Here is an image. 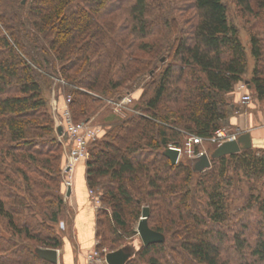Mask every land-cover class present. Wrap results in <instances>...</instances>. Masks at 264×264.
Segmentation results:
<instances>
[{"label":"trees","instance_id":"trees-1","mask_svg":"<svg viewBox=\"0 0 264 264\" xmlns=\"http://www.w3.org/2000/svg\"><path fill=\"white\" fill-rule=\"evenodd\" d=\"M234 1L246 21L253 19L248 79L246 50L224 0H190L189 16L185 6L168 8L160 0H0V219L10 231L0 233V264H60L34 251L62 244L52 228L62 196L59 187H49L59 183L63 152L50 93L45 96L55 77L62 79L57 89L70 96L75 121L93 118L104 96L118 100L140 83L144 89L135 112L88 142L87 186L102 187L101 199L111 208L109 215L96 210V236L108 224L102 240L119 242L127 215L137 216L144 204L148 226L177 236L193 263L227 264L221 251L228 240L239 264H264V192L250 186L235 219L229 200L241 176H264V155L246 148L213 158L196 173L163 154L169 142L180 144L184 131L206 138L227 125L235 106L225 95L239 80L264 99V28L254 23L264 24V0ZM36 207L48 211L44 220L35 218ZM163 249L164 241L141 245L125 264H163L154 255Z\"/></svg>","mask_w":264,"mask_h":264},{"label":"rangeland","instance_id":"rangeland-1","mask_svg":"<svg viewBox=\"0 0 264 264\" xmlns=\"http://www.w3.org/2000/svg\"><path fill=\"white\" fill-rule=\"evenodd\" d=\"M160 1H162L163 3H166L168 8L170 6H174V4L177 6H183V7L185 6L184 11H183V12H185L184 13L185 16H189V14L191 13L190 11H188L189 10L188 6L190 5V0H171L170 2L168 0H160ZM174 1H176V3ZM224 2H225L227 9H228L229 20L237 26L238 31H239L240 40H241V42L244 45L245 50H246L247 59H248V67H247V73L244 75V78L248 79L250 76V71H251V67L253 64V59H252V56L249 52V37H248L249 30L248 29L250 27V22H253V19L250 18L249 19L250 21H246V19L244 17H242V15H241L239 9L237 8L234 0H224ZM254 23L258 29L264 28V24L261 22V19H257ZM180 24H181V21H180ZM189 27H190L189 22L184 24V28H185L184 30L188 31ZM186 34H188V33H186ZM136 41H137L136 43H139L141 41V39H136ZM141 53L142 52H138L137 54H141ZM146 58L150 59V57H148V56ZM162 59H164V58L162 57ZM168 60H169V58H168ZM160 68H161V65L158 64L156 70H158ZM149 79H150L149 75L145 74L143 81L145 82V81H148ZM60 80L62 81V79H60ZM60 80L55 77L54 81L52 82L53 84L51 86L50 92H47V91L45 92V96H46V94H47V96H49V93H50V105H51V101L54 102V111H55L56 118L59 121H62V119L64 118V112L67 110V112L69 113L70 118L72 119L73 122L76 123V122L83 121V120H81L82 116H80L81 118L77 121H75L72 118L70 103H69L70 101L69 102L67 101V97H69V95H65L60 90H58L56 87L57 83L61 82ZM242 82L246 83V80L241 79L238 82H236L233 86L232 91L225 95L227 100L230 102H233V100H235V99L237 100L236 102L235 101L234 102L236 103L235 104L236 106H239L238 112H240V111L241 112L238 113L237 111L234 110V112H232V114L230 115V117L228 119L227 125H223L221 128H224L226 130L225 134L228 133L229 135L237 134V133L240 134L241 132H244L246 130H250V131L252 130L253 131V129H256L254 131V133L256 135L257 140L258 141L261 140L262 142H264V129L261 128V126H259V124L261 125V123L264 119V99L258 100L254 97V95L251 93V91H248L251 95L250 101L248 103L241 102L242 91L238 89V86ZM143 92H144V89L142 87V83H140L137 86L134 85V87L132 88V91L129 93H126V94L130 95L131 102L128 105H125L121 109H117V107H116L115 102H117L118 100H111V99L105 98L106 96L102 97L103 100L100 104H98V105L96 103H95L96 105L93 104L96 106L95 108H97V111H96V115L92 118L93 119L92 125H96L97 127L100 128V130L97 133V136L95 138H97L98 136H101L104 128H106L112 122H115V121L123 118L128 113L135 112V110L133 109V104H134V102H136V100L141 98V95ZM54 93H55V96H53L54 100H51L52 94H54ZM233 93L238 94V97L236 95H233ZM91 94H92V96H94L96 98L98 96L97 94H94V92H91ZM251 104L256 106L258 108V110L260 109L263 113V117H262L261 121H259L254 126H250L249 122H246L247 121L246 113L248 112L247 108H250ZM242 113L244 114V116H242V118H241L243 120L239 119V117H238ZM54 125H55V120H54ZM56 127L57 126H55V132L57 134ZM189 134H193V133L186 132V131L183 132V136H182V139H181L179 145H181V146L183 145L186 136ZM57 135H58V138L60 140V144H61V148H62L61 151L63 152V154L61 153L62 155H61L60 163H59L60 164V166H59V183H58V185H56V182L51 183L49 189H51V188L56 189L59 187L58 192L62 196L63 206L58 211L59 214H58L57 219H58L59 223L57 222V223L52 225L51 223L46 222V224L48 223V224L52 225L53 226L52 228L54 229V231L57 230L58 233L61 235L62 244L60 245L59 248H62V245H64V243H65V239L70 236V232H71L70 224H71L72 217H74L73 208L70 205L67 206L68 205L67 204L68 199L66 196V186L64 184V178H66L70 181V187H71L72 181L75 178V176H74L75 167L82 160L76 162L74 164L73 170L67 173L64 170V165L67 163V158H66V153H65V146H66V141H67L66 135H63V139L61 136L62 133H61V135H59V134H57ZM226 136H228V135H226ZM91 140H93V139H89L88 142H90ZM170 144H173V143L169 142L167 144V146ZM215 144L216 143L211 142V140L204 139L202 144L199 145L197 148L198 149H204V150H206L207 154H210L212 152V150L215 148ZM87 148H88V143H87ZM250 148L252 150H254L255 154H263L264 155V145L261 147H253L252 146ZM178 160L184 161V162L188 161L187 163H189L191 165L193 162V159H189V157L187 156V152H186V154L184 152L183 155H180ZM9 163H10L9 159H7V164H9ZM11 166L15 167L13 164H11ZM28 174L31 178H40V176L36 173L30 172ZM229 174H232L234 176L235 172L230 169ZM239 174H241L240 171H239ZM15 176H16L17 180H22L23 185L25 184V182L22 179L23 178L22 174H17V175L15 174ZM240 179H241V181H240L241 184H239V182H237L239 184V186L237 184L236 185L231 184V186L229 188V191L232 193V194H230V198H229L230 204H232V205H230L232 207V208H230V213L234 214V217H233L234 219L237 217V214H238L237 208L242 204L243 196L246 194V192L250 186H253V188H255L253 190L254 193H257L260 191L264 192V176L261 177V179H257V180L256 179L251 180V179L243 177V176H241ZM44 184H47V183H44ZM193 184H194V180H193ZM13 187L15 188L16 186H13ZM15 189H17V191L20 194L21 193L25 194V192L23 191L22 188H20V189L15 188ZM88 189H91V188L88 187ZM93 191L98 198L97 205H94L93 202L91 201L90 197H89V201L91 202L93 209L95 210V226H94L93 244L88 250L83 252V256L85 257V254L89 251L96 250L99 252L100 258H104V251L105 252L112 251V250H114L113 249L114 246H116L117 244H121V243H123L122 246L126 245V247H128V248L132 247V248H134V250L137 248H140V246L143 244H142V242L139 238V235L137 233L136 226H137L140 214H141V212H140L141 208L145 205L144 204L138 205L139 206L138 209L139 208L140 209L138 211L137 216H132L130 214L127 215V222L129 225V227L127 229L128 231H126V232L122 231V230L119 231L122 235L119 242H116L114 244V243L110 242V239H105V242H104L102 240V235H103V233L108 235V232H107L108 224L100 225V233H102V235L96 236V210L100 209L101 211H106L107 214L109 215L111 212V208L108 207L107 204L104 201H102V199H101L102 192H104L102 187L98 186V187L94 188ZM46 201H47V199H45V198L39 199V202H46ZM7 202L10 203L11 200L7 199ZM35 210H36V214H35L36 217L35 218H39L41 220H44L48 216L47 215L48 211L46 209H40V207H36ZM43 212L46 216L41 215V213H43ZM240 214H242V213H240ZM245 214H248V216L250 217L249 222H251L252 224L255 223V218L251 217L253 215V212L248 211V213H245ZM256 214H258V213H256ZM234 219H233V221H234ZM9 232L10 231H8V229L5 228L4 224L2 223V221L0 219V233L7 235ZM164 233H166V234H164V236H165L164 249L162 250V252L156 253L154 251L155 252L154 255L157 256L158 259L163 264H168V263H171V264H196V263H193L192 261H190L189 256L183 254L181 247L178 244L179 239L177 236L176 237L173 236V234L170 233V231H168V232L165 231ZM246 234H247V236H246L247 238H249V237L251 238L254 236V234L252 236V232H250V231L247 232ZM36 244H38V242H36ZM227 244L228 245L230 244L228 240H226L224 242V244L222 245L223 250L221 251V257L225 258L227 264H239L238 260H240V257H239L240 255L238 254V256H237L238 259H237L236 256L234 255V253L232 252V250L227 248ZM139 261H141L142 264H145L143 262V260H139ZM104 264H107V263H104Z\"/></svg>","mask_w":264,"mask_h":264},{"label":"built area","instance_id":"built-area-1","mask_svg":"<svg viewBox=\"0 0 264 264\" xmlns=\"http://www.w3.org/2000/svg\"><path fill=\"white\" fill-rule=\"evenodd\" d=\"M238 89L242 91L241 94V102L248 103L251 99V95L248 92L247 84L242 82L239 84ZM53 99V94L51 97ZM67 101H70V96L67 97ZM131 102V97L129 94L123 95L120 99H118L116 103L117 109L123 108L125 105H128ZM51 108L53 111V117L55 120V126L62 125V139L63 135H66V146H65V153L67 158V163L64 165V170L68 173L73 170L74 164L80 160L85 161L88 158L89 151L87 148V143L89 139H94L97 136L100 128L96 125H92L93 119L83 120L81 122H73L70 118L69 113L67 110L64 112V118L62 121H59L55 116L54 111V102L51 101ZM261 128L264 129V119L261 123ZM226 130L224 128H218L215 130L210 136L203 138L197 136L195 134H189L186 136L183 145H176L170 144L167 147L175 148L178 151L179 159L180 155H183L184 152L189 158L200 156L203 153H207L204 149H198L197 147L202 144L204 139L211 140V142H215V146L220 144L226 140L235 139L237 134L228 133L225 134ZM228 135V136H226ZM64 184L66 186V190L70 188V181L64 178ZM88 195L93 202L94 205H97L98 198L92 189H88ZM107 252L104 251V258H100V254L98 251H89L85 254V259L87 264H104L106 263L105 254Z\"/></svg>","mask_w":264,"mask_h":264},{"label":"crops","instance_id":"crops-1","mask_svg":"<svg viewBox=\"0 0 264 264\" xmlns=\"http://www.w3.org/2000/svg\"><path fill=\"white\" fill-rule=\"evenodd\" d=\"M247 89L249 91L248 85ZM233 95L238 97V94L233 93ZM234 101L236 102L237 100H233L232 104L235 106V111L238 112L239 106H236ZM247 110L246 122H249L250 126H254L261 121L263 113L260 109L258 110L256 106L251 104L250 108H247ZM242 116H244L243 113L238 116L239 119H241ZM255 130L256 129H253V131L246 130L250 135L251 147H261L264 145V142L257 140L254 133ZM85 171V162L81 161L75 167V178L69 188V194H66L68 199L67 206L70 205L73 208L74 217H72L70 224V236L65 239L62 248H56L58 254L57 262L60 264H87L83 252L88 250L93 244L95 210L89 201Z\"/></svg>","mask_w":264,"mask_h":264},{"label":"water","instance_id":"water-1","mask_svg":"<svg viewBox=\"0 0 264 264\" xmlns=\"http://www.w3.org/2000/svg\"><path fill=\"white\" fill-rule=\"evenodd\" d=\"M62 125H58L56 127L57 134L62 133ZM251 141L249 132H241L236 136L235 139L226 140L215 146L210 154L203 153L200 156L192 157L189 159H193L191 168L194 172H200L208 167H210L211 159L217 158L223 155H228L232 153L239 152L243 149L250 148ZM163 154L170 160L172 164L177 162L178 151L172 147H166L163 150ZM66 194H69V188L66 190ZM149 214L148 206H143L141 208V214L136 226L137 233L143 245H149L155 242H163L165 240V236L162 232L154 230L148 226L147 217ZM35 253L42 258L48 260L52 263H57L58 254L56 248L49 247H36L34 249ZM134 252V248L126 247L123 245L115 250L109 251L105 254V260L107 264H125L126 261L131 257Z\"/></svg>","mask_w":264,"mask_h":264}]
</instances>
